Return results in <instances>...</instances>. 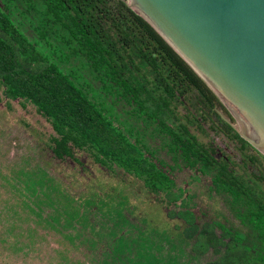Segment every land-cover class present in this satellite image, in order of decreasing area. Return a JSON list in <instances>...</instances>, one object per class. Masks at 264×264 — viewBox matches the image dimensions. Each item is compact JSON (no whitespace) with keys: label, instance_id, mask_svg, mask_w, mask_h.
<instances>
[{"label":"trees","instance_id":"trees-1","mask_svg":"<svg viewBox=\"0 0 264 264\" xmlns=\"http://www.w3.org/2000/svg\"><path fill=\"white\" fill-rule=\"evenodd\" d=\"M0 93L52 129L0 169V264H264V154L126 0H0Z\"/></svg>","mask_w":264,"mask_h":264},{"label":"water","instance_id":"water-1","mask_svg":"<svg viewBox=\"0 0 264 264\" xmlns=\"http://www.w3.org/2000/svg\"><path fill=\"white\" fill-rule=\"evenodd\" d=\"M126 1L205 80L240 123L241 136L264 154V0Z\"/></svg>","mask_w":264,"mask_h":264},{"label":"rangeland","instance_id":"rangeland-1","mask_svg":"<svg viewBox=\"0 0 264 264\" xmlns=\"http://www.w3.org/2000/svg\"><path fill=\"white\" fill-rule=\"evenodd\" d=\"M6 102L7 101L4 99L0 101V169L4 171V174H8L9 172L7 171H9L12 167H16L17 165H19L20 162L22 163V161L25 160L27 156H31L32 159V157L40 153L39 148L42 145L40 144L39 140L29 132V129L26 127L27 125L23 124L22 120L25 123L31 125L32 128H35L46 138H48L49 134L52 133V129L50 128L49 123L41 115H39L33 107L23 108L18 101L12 102L11 107H9ZM233 124L235 125L237 130H241V125L235 118ZM216 140L219 146L226 149V153H234L232 144L228 145L226 141L223 140V138H216ZM163 155L165 157L166 154L164 153ZM234 157L237 161L240 160V156H238L236 151L234 153ZM67 163L73 164L71 161H68ZM50 172H53V170L51 169ZM177 177L182 178L184 177V174H180ZM2 184L6 185L0 176V205L3 204L5 200L4 198L10 196L11 193L8 188L5 187L4 189ZM205 190H207V188ZM206 197L207 196L204 197L205 201L201 204L204 206V208L213 211L215 200L212 198L206 199ZM222 208L226 213L223 205ZM0 209L2 210V208ZM51 245L55 244L51 243ZM188 250L189 249H186L184 251V259H190ZM1 251H3L2 245H0V252ZM2 257L7 259V255ZM210 257L212 256H208L205 259L191 261L192 264H204V262ZM13 258L14 264L22 263V259L20 257L13 256ZM26 262L31 263L32 261L26 258ZM32 264H40V262H33Z\"/></svg>","mask_w":264,"mask_h":264}]
</instances>
